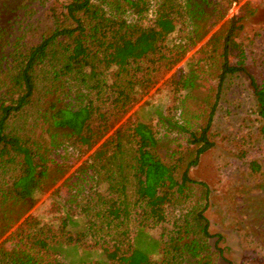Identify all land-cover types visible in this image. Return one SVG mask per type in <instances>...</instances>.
<instances>
[{
	"label": "trees",
	"instance_id": "trees-1",
	"mask_svg": "<svg viewBox=\"0 0 264 264\" xmlns=\"http://www.w3.org/2000/svg\"><path fill=\"white\" fill-rule=\"evenodd\" d=\"M45 4L46 0H0V236L23 219L37 200L36 192L54 186L67 172L68 164L57 160L55 151L70 144L91 147L102 139L91 154L109 182V199L99 198L110 204L116 194L121 195L116 199L122 198L133 210L117 216L96 210L101 225H106L107 230L126 226L132 211V221L139 229L159 221L152 208L160 207L167 190L170 195H183L191 182H198L189 176V171L214 145L211 128L217 103L202 109L205 123L195 129V113L189 101V97L202 91L200 63L206 58L215 60L219 54L222 57L218 92L228 74L246 75L264 137V82L247 63L230 59L232 40L234 48L236 30L242 26L236 24L242 18L238 16L223 41L218 33L210 37L208 44L217 48L207 49L204 58L189 61L188 71L176 80L177 88L185 91L182 99H176L177 88L175 91L174 101L180 100V118L169 114L163 119L176 130L189 133L186 146L165 153L154 127L143 121L117 127L104 139L141 98L142 91L152 87L158 74L175 66L189 47L209 33L211 24L220 17L218 0H159L150 23L140 20L149 11V0H65L50 6L47 22L42 25L43 18L37 12ZM129 9L136 14L134 20L126 15ZM186 21L189 25L182 28ZM178 29L179 41L169 43V35ZM84 87L88 89L87 99ZM175 105L169 107L170 112ZM127 135L133 137L132 142L125 140ZM163 153L170 158L165 159ZM33 163L41 164L42 170L34 171ZM250 166L254 171L261 170L256 161ZM127 172L135 178L131 205L127 201L131 185L124 179ZM168 184L173 185V191L166 188ZM201 212L203 230L210 235L209 221ZM26 219L18 227V234L27 241L43 246L59 238L83 242L80 235L68 230L70 212L57 229L44 224L28 228ZM97 224L93 220L90 228ZM198 240L197 236L186 240L164 230L159 240L163 241L164 256L161 262L151 260L149 264H172L187 250L199 264H206ZM108 241L101 235L95 243ZM129 250L132 254L124 260L136 264L137 250ZM0 264L44 263L13 245L0 243Z\"/></svg>",
	"mask_w": 264,
	"mask_h": 264
},
{
	"label": "rangeland",
	"instance_id": "rangeland-1",
	"mask_svg": "<svg viewBox=\"0 0 264 264\" xmlns=\"http://www.w3.org/2000/svg\"><path fill=\"white\" fill-rule=\"evenodd\" d=\"M63 1L65 0H46L45 5L39 6L37 15L43 18L42 25L47 22L50 6ZM149 1L148 13H143L140 18L144 23H150L154 19L159 5V0ZM218 1L220 17L211 24L209 33L189 47L185 56L170 70L155 76L157 79L152 87L142 91L141 98L118 120L104 139L117 127L143 121L154 127L164 144L162 151L165 153L186 146L189 133L176 130L163 119L169 114L174 119L180 118V100L174 101L175 91L178 90L176 99H182L185 91L177 88L176 80L181 73L188 71L189 61L204 58L207 49L217 48L216 45L208 44L210 37L218 33L220 41H223L235 17L242 16L236 21L237 25L242 26L236 30L234 48L232 40L230 59L235 63H247L252 73L264 82V0ZM126 15L130 20L136 17L132 9L127 10ZM189 23H182V28ZM180 35V30H176L169 35L168 42H178ZM221 62L220 54L215 60L206 58L201 61L202 91L196 97H189L195 113V129H200L205 123L202 109L207 106L210 109L217 103L211 128L214 145L200 156L198 163L189 171V176L198 182H191V188L183 195L174 192L170 195L167 190L169 193L164 196L160 207L156 205L152 208V213L159 221L139 229L132 221V211L126 226L107 230L106 225H101V219L95 215L96 210L110 212L113 216L133 210L128 209L130 207L124 204L122 198L116 199L121 195L112 196L110 204L99 198L103 196L109 199V182L99 171L91 154L102 139L91 147L87 144H70L55 151V158L68 164L67 172L54 186L36 192L35 204L23 219L0 236V243L13 245L44 264H110L116 261L127 264L124 257L132 254L130 247L137 250L134 253L136 264H149L151 260L161 262L164 256L163 241L160 243L159 240L161 233L168 230L186 240L190 236H197L202 247V259L206 264H264V137L260 132L261 117L256 112L255 97L249 80L243 73L228 74L218 92ZM84 89L87 99L88 89ZM175 103L178 107L175 105L170 112L169 107ZM125 140L132 142L133 137L127 135ZM127 147H130V143ZM165 153L163 157L170 158ZM252 161L257 162L260 171L251 169ZM32 165L34 171L42 170L41 164ZM109 167H113V164L109 163ZM124 179L131 185L130 200H127L131 205L130 202L135 198V178L127 172ZM166 188L173 191V185L168 184ZM69 212L71 221L68 230L80 235L82 243L67 242L59 238L49 240L43 246L27 241L18 234V227L25 218L28 228L36 229L44 224L57 229ZM199 212L209 221L210 235L203 230L201 223L204 221ZM93 220L98 221V224L91 229L90 222ZM101 235L110 241L96 244L95 240ZM164 238L165 236L162 237ZM188 252L191 253L187 250V253H183L172 264H199Z\"/></svg>",
	"mask_w": 264,
	"mask_h": 264
}]
</instances>
